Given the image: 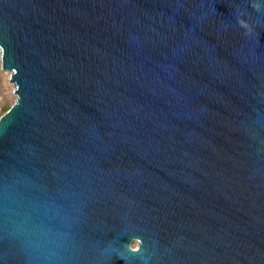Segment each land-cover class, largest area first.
<instances>
[{
  "label": "water",
  "instance_id": "1",
  "mask_svg": "<svg viewBox=\"0 0 264 264\" xmlns=\"http://www.w3.org/2000/svg\"><path fill=\"white\" fill-rule=\"evenodd\" d=\"M0 61V264H264V0H0Z\"/></svg>",
  "mask_w": 264,
  "mask_h": 264
},
{
  "label": "rangeland",
  "instance_id": "2",
  "mask_svg": "<svg viewBox=\"0 0 264 264\" xmlns=\"http://www.w3.org/2000/svg\"><path fill=\"white\" fill-rule=\"evenodd\" d=\"M9 73L2 69L0 61V116L6 107H10L15 101L14 86L9 80ZM136 244H133L135 246Z\"/></svg>",
  "mask_w": 264,
  "mask_h": 264
},
{
  "label": "trees",
  "instance_id": "3",
  "mask_svg": "<svg viewBox=\"0 0 264 264\" xmlns=\"http://www.w3.org/2000/svg\"><path fill=\"white\" fill-rule=\"evenodd\" d=\"M9 108H10V107H6V108L4 109V112H6Z\"/></svg>",
  "mask_w": 264,
  "mask_h": 264
}]
</instances>
